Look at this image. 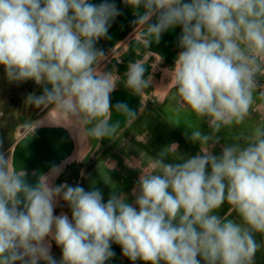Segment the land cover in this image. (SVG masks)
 Returning a JSON list of instances; mask_svg holds the SVG:
<instances>
[{"label":"clouds","instance_id":"1","mask_svg":"<svg viewBox=\"0 0 264 264\" xmlns=\"http://www.w3.org/2000/svg\"><path fill=\"white\" fill-rule=\"evenodd\" d=\"M122 3L145 48L180 27L168 68L167 122L183 123L185 139L199 151L181 155L175 143L161 148L131 202L118 188L105 201L95 184H55L56 165L33 180L0 151V264H107L113 244L133 264H255L264 248V239L256 240L264 237V119L248 121L257 99L264 100V0ZM120 15L109 0H0V66L9 82L33 81L41 89L26 95L25 106L57 113L91 141L115 134L113 110L135 117L128 103L113 105L120 76L102 70L107 56L97 47L111 39ZM148 71L141 60L130 61L123 86L142 95L151 88ZM224 130L232 143L221 144ZM63 205L70 216L56 214Z\"/></svg>","mask_w":264,"mask_h":264},{"label":"crops","instance_id":"2","mask_svg":"<svg viewBox=\"0 0 264 264\" xmlns=\"http://www.w3.org/2000/svg\"><path fill=\"white\" fill-rule=\"evenodd\" d=\"M92 2L99 4L104 0H92ZM109 2H115L121 15L109 29L111 39H101L97 44V47L105 50L107 56V60L102 63V70H112L120 76V82L111 97L113 105L117 101L126 102L136 110L137 115L129 118L113 110L111 123L118 126L115 134L111 138L91 141L79 136L75 128L62 120L57 113L47 109L33 110L29 107L28 120L25 122L24 115H20L22 122L15 125L10 121L11 118L6 116L5 109L0 103V151H4L18 167L24 168L31 178L35 179L37 174L48 176L53 165H56L59 172L51 177L53 183L79 184L86 189L95 184L103 191L105 201L111 188H118L129 195L131 202V191L140 174L150 168L153 157L161 148L175 143L179 154L189 156L199 151V145L185 139L183 133L186 131V126L183 123L175 127L167 122L172 112L168 68L173 64L179 51L177 40L181 32L180 27L165 32L159 44L154 43L151 48H145L136 42L140 37L139 30L131 23L135 19L132 10L125 6L122 0H109ZM134 60H141L148 66L146 77L151 80V88L146 89L140 96L133 95L123 86V72L126 70V65ZM3 70V66H0V89L4 81ZM24 86L26 85L23 83L11 82L9 90L4 94L11 101L16 97L20 99L13 109L21 113L24 111L25 98H21L19 94ZM40 91L39 88L37 94ZM32 111L38 113L33 122L30 120ZM262 119H264V100L258 98L248 123L254 125ZM200 127L206 133L210 131L206 123H201ZM218 135L222 137L221 144L232 143L227 130ZM29 137H38L39 141L64 140L59 161L53 160L48 165L44 164V169L38 166L30 167L28 163L22 162L23 154L31 151L29 146H26ZM220 150L218 145L214 152L219 154ZM227 209L228 206L225 204L219 209L218 214L225 215ZM61 211L71 215L66 205L56 208V214ZM230 218L235 219V215ZM262 239L264 237L256 235L257 242ZM112 250L115 256L107 264H133L122 255L119 245L113 244ZM51 251L59 260L61 250L54 242ZM136 264L143 262L137 261ZM255 264H264V248L256 253Z\"/></svg>","mask_w":264,"mask_h":264},{"label":"rangeland","instance_id":"3","mask_svg":"<svg viewBox=\"0 0 264 264\" xmlns=\"http://www.w3.org/2000/svg\"><path fill=\"white\" fill-rule=\"evenodd\" d=\"M4 69V68H3ZM4 71V70H3ZM24 87L21 88V93L19 94L21 98H25L26 95L31 92V91H35L37 93V91L39 90V87L37 85H35V83L33 81H27L23 83ZM11 85V82H9L6 78V74L4 72V81L2 83V87L0 89V103L1 105L4 107L5 112H6V116L11 118V122L14 123L15 125H19L20 122H22V120L19 118L20 115H24V120L26 122V120H28V116H29V106H24V111L23 113H21L20 111L18 112V110H14L13 107H15L16 105H18V98L16 97L13 101L10 100V98H7L4 94L6 93L7 90H9ZM17 94V92H16ZM33 110L36 109L34 107H31ZM37 114L35 111H32L30 120L31 122H33L34 118H37ZM10 122V123H11ZM56 184V183H55Z\"/></svg>","mask_w":264,"mask_h":264},{"label":"flooded vegetation","instance_id":"4","mask_svg":"<svg viewBox=\"0 0 264 264\" xmlns=\"http://www.w3.org/2000/svg\"><path fill=\"white\" fill-rule=\"evenodd\" d=\"M51 139H52V137H51ZM54 142H55L54 139L53 140H41V141H39L38 137H29L28 140L26 141V146H29V149H31V151L36 149V148L48 146V150L46 151L47 152L46 154H48V156H46V158H40L39 159L40 160L38 162L39 168L43 167L44 164H46L47 162H49L51 160L52 161L53 160L59 161L62 151L60 149H56L53 151L52 145L54 144ZM31 151L30 152L26 151L23 154V161L22 162H24L25 164L29 163L28 157H30Z\"/></svg>","mask_w":264,"mask_h":264},{"label":"water","instance_id":"5","mask_svg":"<svg viewBox=\"0 0 264 264\" xmlns=\"http://www.w3.org/2000/svg\"><path fill=\"white\" fill-rule=\"evenodd\" d=\"M63 147H64V140H62V139L57 141V142H54V144L52 145L53 151L56 150V149H61ZM47 150H48V146L41 147V148H36V149L32 150L31 153H30V157H28V162H29L28 165L30 167H32V166L37 167L39 165L38 164V162L40 161L39 159L40 158H46V156H48V154H46ZM50 162H52V160L47 162L46 164L48 165ZM44 168L45 167H43V169ZM31 179L34 180V178H31Z\"/></svg>","mask_w":264,"mask_h":264}]
</instances>
